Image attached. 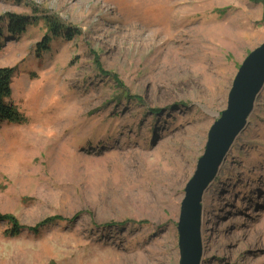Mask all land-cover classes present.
Instances as JSON below:
<instances>
[{"label": "rangeland", "instance_id": "rangeland-1", "mask_svg": "<svg viewBox=\"0 0 264 264\" xmlns=\"http://www.w3.org/2000/svg\"><path fill=\"white\" fill-rule=\"evenodd\" d=\"M5 14L33 21L0 41L25 120L0 127V214L25 228L0 223V264H179L185 187L264 43V0H0ZM202 237V264H264V89Z\"/></svg>", "mask_w": 264, "mask_h": 264}, {"label": "water", "instance_id": "water-1", "mask_svg": "<svg viewBox=\"0 0 264 264\" xmlns=\"http://www.w3.org/2000/svg\"><path fill=\"white\" fill-rule=\"evenodd\" d=\"M264 89V43L242 63L229 92L227 108L208 133L206 149L185 187L177 230L179 264H202L203 199L235 142L249 124Z\"/></svg>", "mask_w": 264, "mask_h": 264}, {"label": "trees", "instance_id": "trees-1", "mask_svg": "<svg viewBox=\"0 0 264 264\" xmlns=\"http://www.w3.org/2000/svg\"><path fill=\"white\" fill-rule=\"evenodd\" d=\"M45 19L51 24L50 28L52 34L55 37H65L66 33L64 32L63 27H61L60 24H58L57 22H53L51 19H49V17H46ZM0 21L7 24L6 27H3L0 24V41H2L7 36L11 35L16 37L23 34L26 31L27 26L31 24L33 19L29 17H19L5 14L0 17ZM49 45L50 39H48V37H45L44 40L40 44H38L37 53L40 54L47 51L49 49ZM15 70L16 68L0 67V127L4 123H25V120L19 114L16 106L10 102V98L12 95V82ZM55 222H63V220L60 217L47 219L44 222H41L36 227L29 228L28 230L33 233H38L45 226L51 225ZM0 223H8L12 227L10 231V234L12 236H17L25 230V228L20 226L18 221L12 216L0 214Z\"/></svg>", "mask_w": 264, "mask_h": 264}]
</instances>
